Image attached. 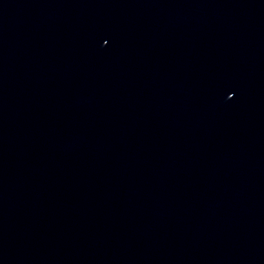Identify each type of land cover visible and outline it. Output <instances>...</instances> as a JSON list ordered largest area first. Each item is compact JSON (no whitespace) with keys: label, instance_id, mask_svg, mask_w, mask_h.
Returning <instances> with one entry per match:
<instances>
[{"label":"water","instance_id":"water-1","mask_svg":"<svg viewBox=\"0 0 264 264\" xmlns=\"http://www.w3.org/2000/svg\"><path fill=\"white\" fill-rule=\"evenodd\" d=\"M0 264H264V0H0Z\"/></svg>","mask_w":264,"mask_h":264}]
</instances>
